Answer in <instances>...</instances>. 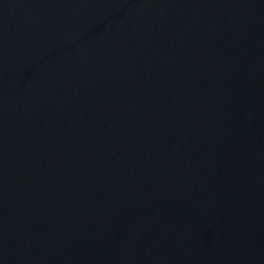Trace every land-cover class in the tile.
<instances>
[{
    "label": "water",
    "instance_id": "water-1",
    "mask_svg": "<svg viewBox=\"0 0 264 264\" xmlns=\"http://www.w3.org/2000/svg\"><path fill=\"white\" fill-rule=\"evenodd\" d=\"M0 264H264V0H0Z\"/></svg>",
    "mask_w": 264,
    "mask_h": 264
}]
</instances>
